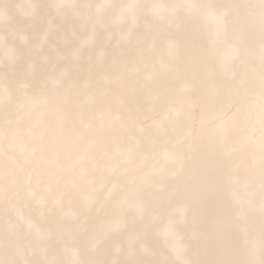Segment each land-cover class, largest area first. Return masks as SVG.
I'll use <instances>...</instances> for the list:
<instances>
[{"label": "water", "instance_id": "obj_1", "mask_svg": "<svg viewBox=\"0 0 264 264\" xmlns=\"http://www.w3.org/2000/svg\"><path fill=\"white\" fill-rule=\"evenodd\" d=\"M142 2L137 0L133 6L135 26L127 12L122 14V22L116 20L118 10L129 0H110L108 5H101L99 12L96 5L100 0H75L72 6L59 4V13L55 0H34L36 9L32 17H17L15 22L0 24V79L9 81L18 92L48 93L56 99L64 89H72L74 104L67 111L78 126L82 119H94L98 110L104 112L98 126L111 119L117 95L128 108L127 112L120 108L116 131L104 133L107 146L99 151L98 160L101 165L114 166V170L104 179L91 211L80 207L78 193L66 180L68 174L86 162L99 133H89L87 142L73 153L62 170L49 171L39 160L41 146L44 156L60 153L62 157L61 142L63 147H70L73 138L71 133L65 136L63 117L58 116L43 140H38V133L47 123L46 115L34 114L30 122L15 124L16 109L0 112V129L8 130L0 139L4 153L0 154V185L16 177V184L6 194L0 193V234L24 232L26 225L16 215L19 208L32 221L33 231L39 228L42 234L51 233L47 239L48 257L43 264H62L58 251L62 243L79 246L86 264H111L114 257L116 264H175L172 253L154 234L158 219L173 203L187 205L183 232L193 264H235L237 260L234 233L219 219L221 198L214 178L215 161L201 146L191 143L185 148V167L177 177L145 176L158 165L163 148L181 138L188 139L189 128L195 127L205 103L203 98L212 85L203 77L204 66L211 62V52L199 32L191 25L179 31H158L151 17L141 10ZM236 2L242 5L237 34L258 32L260 0ZM168 38L180 45L176 62L180 76L164 77L147 85L142 75L155 67L163 41ZM5 52L11 54L14 63L9 64L3 56ZM55 79H60L61 84L53 90ZM85 81L88 86L81 90ZM133 86L138 92L130 95L128 90ZM173 95L182 96L186 118L171 125L165 136L153 135L146 117L152 114L155 98ZM8 157L23 167L18 169ZM101 175L98 171L76 179L87 189L100 183ZM37 180L39 187L29 197L26 189L34 187ZM149 180L152 182L148 183ZM157 183L164 187L157 188ZM61 193V204L57 206L53 200ZM138 206L144 208L142 218L137 215ZM69 208L78 212L75 219L70 214L62 215ZM117 224L122 227H116ZM94 226H99L95 232ZM105 232L107 237L96 251L88 252L85 237L94 241ZM117 245L118 254L114 252ZM142 247L153 254L142 251Z\"/></svg>", "mask_w": 264, "mask_h": 264}, {"label": "clouds", "instance_id": "obj_2", "mask_svg": "<svg viewBox=\"0 0 264 264\" xmlns=\"http://www.w3.org/2000/svg\"><path fill=\"white\" fill-rule=\"evenodd\" d=\"M61 3L72 6L75 0H55L54 7L58 13ZM109 3L110 0H100L96 11L101 10V5ZM136 3L137 0H129V3L122 5L117 13V22H122V14L127 12L131 25L135 26L137 17L133 6ZM241 7L236 0H143L141 10L151 17L158 31H179L191 25L199 32L211 52V62L204 66L203 77L212 85L211 91L203 98L205 103L195 127L189 128L188 139L181 138L171 147L163 148L158 165L145 176L152 174L161 179L164 176L177 177L185 167V148L190 147L191 143L201 146L215 161L214 178L221 198L219 219L234 233L237 248L235 264H264V0H260L258 5L261 20L258 32L237 34L236 22ZM35 9L34 0H0V24L15 22L17 17H32ZM3 56L9 64L14 63L9 52ZM179 57L178 42L171 38L165 39L155 67L143 73V81L151 85L164 77L178 78L181 70L176 62ZM60 84V79L53 80L52 89ZM87 86L88 82H83L81 90ZM104 91L106 93L108 89ZM128 91L133 95L138 92V88L133 86ZM74 96L75 92L68 88L56 99L48 93H20L9 81L0 79V112L16 109L15 124L30 122L34 114L46 115L47 123L36 137L43 140L45 133L50 131L49 126L60 116L63 117L62 126L66 125L65 136L72 134L70 147H63L61 142L62 157L60 153L44 156L41 146L39 160L46 170H62L71 161L73 153L87 142L89 133H99L96 146L88 152L86 162L68 174L66 180L68 186L78 193L80 207L91 211L99 190L104 186V179L114 170V166L107 163L101 165L98 160L99 151L107 146L104 133L116 131L115 122L121 117L120 108L124 112L128 108L123 98L117 95V107L111 119L98 126L97 122L104 116V112L98 110L94 119H82L78 126L67 111L74 104ZM186 113L182 96L173 95L167 99L155 98L152 114L146 119L153 135L165 136L171 125L179 124L186 118ZM7 131V128L0 129V139L7 135ZM0 154H4L2 149ZM8 159L18 169L23 167L16 164L14 158ZM98 171L102 173L101 182L87 189L82 188L76 179L77 176L84 178ZM14 184L16 177L10 178L6 185H0V193L6 194ZM38 187L39 180L34 187L26 189L28 196H34ZM156 187L163 188L164 185L157 183ZM62 195L53 200L57 206L61 204ZM136 210L142 218L143 206H138ZM187 210V205L181 203L169 205L154 228V234L172 253L175 264H193L188 258L189 245L184 241L183 226ZM69 214L75 219L78 212L71 208L62 211V215ZM16 215L26 228L22 233L5 231L0 234V264H43L48 257L50 245L47 239L51 233L42 234L39 228L33 231L32 221L26 219L19 208L16 209ZM97 227L94 226V232ZM116 227L122 225L117 224ZM106 237L107 232L94 241L85 237L87 251L94 253ZM141 250L153 254L150 249L142 247ZM58 251L63 257L62 264H86L81 248L77 245L62 243ZM114 252H120L119 245ZM35 256L39 259L30 258ZM111 264H116L115 257Z\"/></svg>", "mask_w": 264, "mask_h": 264}]
</instances>
